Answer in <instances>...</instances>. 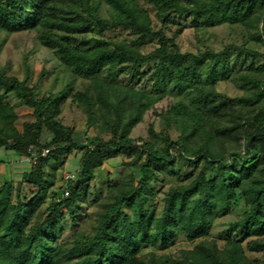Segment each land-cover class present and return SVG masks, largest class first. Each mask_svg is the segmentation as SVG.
<instances>
[{
	"label": "trees",
	"instance_id": "obj_1",
	"mask_svg": "<svg viewBox=\"0 0 264 264\" xmlns=\"http://www.w3.org/2000/svg\"><path fill=\"white\" fill-rule=\"evenodd\" d=\"M143 1L149 9L139 0H0V33L34 32L83 82L68 96H43L27 77L0 68V149L37 156L21 183L0 187V264H258L246 249L264 255V53L256 49L264 45V0ZM181 18L197 33L229 24L245 36L217 51H182ZM118 30L127 38L101 37ZM149 44L153 49L144 52ZM144 65L150 69L140 73ZM137 77H145L141 89L130 86ZM222 82L234 83L240 94L219 91ZM10 94L34 118L21 130L5 101ZM164 99L170 105L162 129L149 125L148 141L131 138L143 115ZM67 100L83 108L86 128L97 120L98 134L73 140L74 128L59 120ZM74 151L80 158L73 178L51 192L53 174ZM122 155L130 173L109 182L92 216L88 209L100 199L93 192L86 200L90 183ZM179 162L193 173L169 187L158 207L153 183ZM236 199L244 210L229 225L235 235L219 247L212 229ZM86 220L89 229L81 226ZM67 226L72 233L64 238ZM180 237L194 245L180 250L178 260L156 254ZM145 249L151 251L141 255Z\"/></svg>",
	"mask_w": 264,
	"mask_h": 264
},
{
	"label": "rangeland",
	"instance_id": "obj_2",
	"mask_svg": "<svg viewBox=\"0 0 264 264\" xmlns=\"http://www.w3.org/2000/svg\"><path fill=\"white\" fill-rule=\"evenodd\" d=\"M140 3L149 9V5L143 0H139ZM151 17L155 20L154 12L149 11ZM183 28L181 34L177 37V42L182 51L195 52L197 49L203 50L210 48L214 50H221L228 44L240 45L245 36L244 31L239 26H232L229 24H223L214 28L207 29L204 33L196 32L194 29L195 24L189 20H178ZM128 34L124 31L118 30L112 33H106L101 37L104 38H127ZM154 45L149 44L144 49V52H149L153 49ZM257 50L264 53V45H258ZM0 68H2L8 76L16 77L19 80H23L27 77V84L35 88L37 94L47 96H68L71 92L82 88V80L76 79L65 67L59 64L52 53L46 48L42 47L36 40L34 32H20L14 34L0 33ZM150 69V65H144L140 69V73H145ZM126 79H119V82H125ZM127 82V81H126ZM145 83V77L138 82V77L130 83V86L141 89ZM146 89H149V85H146ZM217 89L226 93L229 96H237L240 94V90L234 83H220ZM2 90H0V94ZM5 101L9 102L17 114V120L15 126L18 130H21L22 125L28 122H34L31 110L27 108L22 101L15 99L11 94L5 97ZM170 105L169 99H164L157 103L152 110L147 111L139 124H137L131 131L130 137L133 139H142L148 141V127L153 125L155 131H160L163 127L161 115L168 110ZM60 122L69 127L74 128L73 140L77 142H84L85 136L96 135L99 132L97 126V120L93 119L91 126L86 128L85 126V114L83 108L73 103L71 100H67L62 106V111L59 116ZM170 134L175 137V131L171 130ZM11 153V152H10ZM79 153L72 152L67 159L61 170L56 171L53 174L54 187L51 192H59V189L64 185V177L69 174H75L78 163ZM128 161L126 156H119L117 158L107 161L99 170L95 173L94 180L90 183L91 195L86 197L89 201L93 198V192L99 194L100 201H97L95 206L92 205L88 209V213L94 216L96 210L99 208V203L105 198L107 193V186L109 182H117L122 177L127 176L130 170L125 166V162ZM30 169L33 167L32 163H29ZM27 172L14 173L15 176H20L15 180L16 183H21L22 177ZM14 170H16L14 168ZM193 173V168L187 165V163H176L169 171H165L162 175L158 176V181L153 183V188L156 193V201L158 207L161 202L159 201L162 196L167 192L169 187L179 184L185 178H188ZM25 188L26 195L32 194L33 189H29L26 184H22ZM50 196V195H49ZM50 200L39 210L36 216L39 219L44 212L46 206ZM87 206V205H84ZM244 210L243 202L240 199H236L231 202L225 212L216 220L212 229L210 238L216 240L217 245L222 247L227 237H233L235 234L230 231L229 225L240 219ZM36 220V219H35ZM34 220V221H35ZM67 225V220H65ZM91 221L86 220L81 223L82 228L89 229ZM72 232L69 227H66L64 232V238L70 236ZM193 243L187 242L183 237H180L175 244L164 251L156 250L157 255L165 254L174 260H178V252L182 249H191ZM245 247V243H243ZM151 249H145L141 255H146ZM246 254L251 260H256L258 264H263L264 255L261 253H255L246 249Z\"/></svg>",
	"mask_w": 264,
	"mask_h": 264
},
{
	"label": "crops",
	"instance_id": "obj_3",
	"mask_svg": "<svg viewBox=\"0 0 264 264\" xmlns=\"http://www.w3.org/2000/svg\"><path fill=\"white\" fill-rule=\"evenodd\" d=\"M29 169L28 162L23 161L22 157L0 149V187L6 181H18L19 179L16 178L21 177V175L16 177L14 173L27 172Z\"/></svg>",
	"mask_w": 264,
	"mask_h": 264
},
{
	"label": "built area",
	"instance_id": "obj_4",
	"mask_svg": "<svg viewBox=\"0 0 264 264\" xmlns=\"http://www.w3.org/2000/svg\"><path fill=\"white\" fill-rule=\"evenodd\" d=\"M48 153V150H43L41 155L44 156ZM22 160L25 161V162H29V163H35V161L37 160V156L35 154H33L31 157H22ZM73 176L72 175H69L67 174L65 177H64V181H67V180H70L72 179ZM67 195V191L64 192V196Z\"/></svg>",
	"mask_w": 264,
	"mask_h": 264
}]
</instances>
